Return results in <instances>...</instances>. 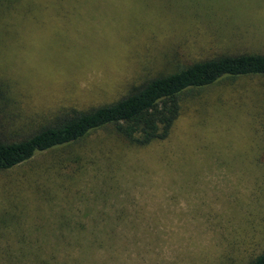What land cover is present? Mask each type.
<instances>
[{
	"label": "rangeland",
	"instance_id": "obj_1",
	"mask_svg": "<svg viewBox=\"0 0 264 264\" xmlns=\"http://www.w3.org/2000/svg\"><path fill=\"white\" fill-rule=\"evenodd\" d=\"M243 53L264 54V0H0V135ZM110 226L123 235L112 264H246L263 252L264 77L185 91L151 145L106 128L0 171V262L6 248L78 249Z\"/></svg>",
	"mask_w": 264,
	"mask_h": 264
},
{
	"label": "trees",
	"instance_id": "obj_2",
	"mask_svg": "<svg viewBox=\"0 0 264 264\" xmlns=\"http://www.w3.org/2000/svg\"><path fill=\"white\" fill-rule=\"evenodd\" d=\"M245 76L264 77V54H224L196 61L147 80L113 103L88 110L67 109L27 135L10 139L0 135V171L26 163L39 153L75 144L106 128H113L135 146L162 141L179 116L180 96L185 91L205 88L224 78ZM99 236L94 235L78 249L6 248L3 254L9 264H112L117 260L114 256L119 254L123 235L110 226ZM95 244L98 247H93ZM246 264H264V251Z\"/></svg>",
	"mask_w": 264,
	"mask_h": 264
}]
</instances>
